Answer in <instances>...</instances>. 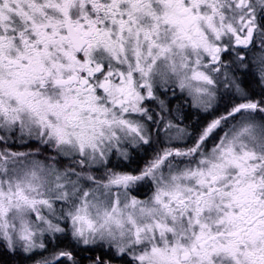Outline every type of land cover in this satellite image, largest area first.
<instances>
[{
	"label": "snow or ice",
	"instance_id": "1",
	"mask_svg": "<svg viewBox=\"0 0 264 264\" xmlns=\"http://www.w3.org/2000/svg\"><path fill=\"white\" fill-rule=\"evenodd\" d=\"M0 264H264V0H0Z\"/></svg>",
	"mask_w": 264,
	"mask_h": 264
},
{
	"label": "trees",
	"instance_id": "2",
	"mask_svg": "<svg viewBox=\"0 0 264 264\" xmlns=\"http://www.w3.org/2000/svg\"><path fill=\"white\" fill-rule=\"evenodd\" d=\"M3 259H4V260H7L8 258H7V257H4Z\"/></svg>",
	"mask_w": 264,
	"mask_h": 264
},
{
	"label": "flooded vegetation",
	"instance_id": "3",
	"mask_svg": "<svg viewBox=\"0 0 264 264\" xmlns=\"http://www.w3.org/2000/svg\"><path fill=\"white\" fill-rule=\"evenodd\" d=\"M143 191V190H142Z\"/></svg>",
	"mask_w": 264,
	"mask_h": 264
}]
</instances>
